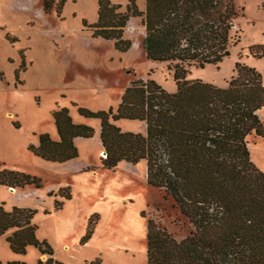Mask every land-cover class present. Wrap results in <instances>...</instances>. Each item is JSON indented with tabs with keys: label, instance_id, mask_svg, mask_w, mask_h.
I'll return each mask as SVG.
<instances>
[{
	"label": "rangeland",
	"instance_id": "rangeland-1",
	"mask_svg": "<svg viewBox=\"0 0 264 264\" xmlns=\"http://www.w3.org/2000/svg\"><path fill=\"white\" fill-rule=\"evenodd\" d=\"M110 1L124 9L129 0ZM227 1L237 13L229 56L217 65L186 66V79L225 88L236 75L237 63H242L260 73L264 82V0ZM43 2L0 0V171L34 176L42 185L14 191L0 185V205L35 211L37 238L50 245L62 264H147L149 220L178 241L189 235L191 225L163 190L148 184L145 161L104 169L100 121L81 116L78 108L117 111L126 88L138 79L153 80L174 94L177 63L146 58L141 18L128 23L124 38L132 46L121 53L114 42L93 38L92 30L83 25L97 21L98 0H66L59 14L60 0H53L49 14ZM136 2L144 11L146 0ZM254 46L261 49L252 53ZM21 53L26 67L16 79ZM61 108L69 110L74 123L92 127L94 136L75 140L76 159L53 163L36 156L31 147L39 145L41 134L59 140L53 113ZM260 117L264 125V109ZM116 125L123 132L146 134L141 121L122 119ZM248 142L253 163L264 172V138L252 134ZM256 144L261 145L255 148ZM67 192L70 200L63 196ZM56 202L63 203L61 209H56ZM90 218L93 235L81 244ZM47 258L35 247H28L24 256L14 254L5 237L0 238L3 264H37Z\"/></svg>",
	"mask_w": 264,
	"mask_h": 264
},
{
	"label": "trees",
	"instance_id": "trees-1",
	"mask_svg": "<svg viewBox=\"0 0 264 264\" xmlns=\"http://www.w3.org/2000/svg\"><path fill=\"white\" fill-rule=\"evenodd\" d=\"M65 3L60 0L58 14ZM52 9L53 0H44V13ZM133 18H141L145 28L146 58L177 63L176 92H166L153 80L138 79L126 88L117 111L78 108V113L100 121V140L107 153L104 169L145 161L148 184L163 190L191 225L189 235L178 241L149 220L147 264H264V172L253 163L248 145L252 134L264 138L259 116L264 108L262 76L237 63L236 75L225 88L186 79V66L217 65L229 56L237 18L233 4L227 0H146L141 11L136 0H129L124 9L110 0H98L97 21L90 25L83 21V25L92 30L93 38L112 41L115 50L126 53L132 43L124 32ZM257 49L261 46L252 47L251 52ZM25 67L21 53L16 79ZM53 118L59 140L41 134L39 145L31 150L48 162L76 159L75 140L92 138L94 129L74 123L67 108L55 111ZM122 119L144 122L146 134L123 132L116 125ZM0 185L42 186L39 178L8 169L0 171ZM63 196L71 199L69 192ZM62 206L56 202V209ZM35 214L29 208L6 210L0 205V238L5 237L14 254L24 256L28 247H35L48 256L37 264H62L50 245L37 238ZM93 226L90 218L81 244L91 239Z\"/></svg>",
	"mask_w": 264,
	"mask_h": 264
},
{
	"label": "crops",
	"instance_id": "crops-1",
	"mask_svg": "<svg viewBox=\"0 0 264 264\" xmlns=\"http://www.w3.org/2000/svg\"><path fill=\"white\" fill-rule=\"evenodd\" d=\"M97 19H98V16H97ZM25 20H26V18H24V22H25ZM1 24H5V23H1ZM263 109H264V108H263ZM263 109H262V110H263ZM262 110L259 112V116H260V113L262 112ZM260 119H261V117H260ZM262 144H264V142H263ZM260 145H261V144H256V145H255V146H256L255 148L260 147Z\"/></svg>",
	"mask_w": 264,
	"mask_h": 264
},
{
	"label": "water",
	"instance_id": "water-1",
	"mask_svg": "<svg viewBox=\"0 0 264 264\" xmlns=\"http://www.w3.org/2000/svg\"><path fill=\"white\" fill-rule=\"evenodd\" d=\"M105 154L107 155V153L105 152ZM11 189V191H14L15 189L14 188H10Z\"/></svg>",
	"mask_w": 264,
	"mask_h": 264
}]
</instances>
